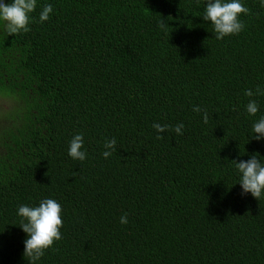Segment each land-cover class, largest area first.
Wrapping results in <instances>:
<instances>
[{
	"label": "trees",
	"instance_id": "16d2710c",
	"mask_svg": "<svg viewBox=\"0 0 264 264\" xmlns=\"http://www.w3.org/2000/svg\"><path fill=\"white\" fill-rule=\"evenodd\" d=\"M206 3L37 0L31 31L0 21V264H28L18 208L44 199L62 238L37 264H264V198L231 162L264 161V95H245L264 90V7L241 0L244 29L218 40ZM78 134L84 161L68 155Z\"/></svg>",
	"mask_w": 264,
	"mask_h": 264
},
{
	"label": "clouds",
	"instance_id": "9594fccd",
	"mask_svg": "<svg viewBox=\"0 0 264 264\" xmlns=\"http://www.w3.org/2000/svg\"><path fill=\"white\" fill-rule=\"evenodd\" d=\"M199 4V0H197ZM261 7H264V0H261ZM37 8V0H0V21H3L9 36L27 33L31 31V14ZM53 8L51 4H45L39 14V20L44 23L49 20ZM249 9L244 7L241 0H207L206 8L202 19L210 22L214 27L215 38L223 40L225 37L238 35L245 27L239 17L242 14H249ZM167 21L162 18L159 27L167 30ZM247 97L255 95H264V90L257 87L255 93L249 89L246 90ZM194 112L200 113L202 109L199 106L193 108ZM246 111L251 116H255L259 111V106L255 99H250L246 105ZM204 123H208L209 117L206 110H203ZM153 128L157 133L163 134L166 131H174L178 135L183 134L184 125L178 124L175 128L170 125H161L154 123ZM252 139L257 141L264 139V117H261L253 124ZM157 139H164L163 135H158ZM82 134L75 135L70 142L68 155L74 160L84 161L86 151H82L84 146ZM117 141L115 138L106 139L103 152L105 159L109 158L116 150ZM241 174L239 185L242 188V194H251L255 199L264 198V161L261 160L259 153L251 155L247 161H231ZM76 175L75 173L73 174ZM62 207L54 199H44L36 207L20 205L18 215L22 218L20 228L27 234L24 241L25 251L24 258L28 264H37L44 255L46 250L52 248L55 242L61 240V228L63 220L61 218ZM120 223H128L127 214L120 217Z\"/></svg>",
	"mask_w": 264,
	"mask_h": 264
},
{
	"label": "rangeland",
	"instance_id": "374dc122",
	"mask_svg": "<svg viewBox=\"0 0 264 264\" xmlns=\"http://www.w3.org/2000/svg\"><path fill=\"white\" fill-rule=\"evenodd\" d=\"M2 101H3V98L0 97V104H1ZM4 107H7V105L4 104Z\"/></svg>",
	"mask_w": 264,
	"mask_h": 264
}]
</instances>
